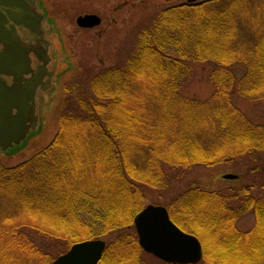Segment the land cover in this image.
<instances>
[{
	"label": "trees",
	"instance_id": "1",
	"mask_svg": "<svg viewBox=\"0 0 264 264\" xmlns=\"http://www.w3.org/2000/svg\"><path fill=\"white\" fill-rule=\"evenodd\" d=\"M241 1L166 5L133 27L113 64L83 68L64 84L53 140L14 165L0 161V189L12 192L17 207L16 219L1 223L0 239L17 256L15 264H51L73 243L112 231L118 235L99 264H148L134 226L145 207L144 186L166 188L186 168L264 150V123L232 102L235 91L264 98V50L257 49L263 35L247 34ZM252 12L263 15L264 4ZM200 61L214 65L216 90L206 100L183 93L192 63ZM185 192L193 193L195 208L222 198L200 188ZM246 196L250 202L238 208L251 206L254 199ZM224 202L218 206L229 210ZM252 205L261 219L264 201Z\"/></svg>",
	"mask_w": 264,
	"mask_h": 264
},
{
	"label": "rangeland",
	"instance_id": "2",
	"mask_svg": "<svg viewBox=\"0 0 264 264\" xmlns=\"http://www.w3.org/2000/svg\"><path fill=\"white\" fill-rule=\"evenodd\" d=\"M47 2L49 14L54 18L50 25L58 33L52 41L61 44L59 51L65 56L60 61L59 73L54 80L55 85L35 103L36 112L32 120L37 116L36 128L21 144L7 151L0 150V161L4 165H14L32 157L53 140L60 127L61 102L65 95L64 84L68 80L88 66L113 64L117 59L118 48L133 27L139 22L148 21L156 10L171 5L163 0H47ZM241 2L245 5L240 4L238 9L241 20L246 22L247 34L250 32L254 35H263L257 49L262 45L261 48L264 50V14L259 13L256 17L252 14L256 4H264V0ZM250 4L255 5L250 8ZM85 13L99 14L102 23L90 28L79 27L76 18ZM239 65L235 67L240 68ZM213 67V63L209 61L193 62L190 76L183 85V93L201 100L210 98L216 90L210 80ZM232 102L254 123H264V98L250 99L235 91L232 94ZM30 125L33 126L32 123ZM263 163L264 150L258 151L254 157H244V160L236 159L231 162H219L213 166L195 165L186 168L176 174L175 180L170 181L166 188L144 186L145 206L151 203L171 207L178 202V205L175 204L177 210H173L172 207L171 209L179 214L178 220L186 229L178 225L187 232L193 233L190 230L192 228L198 230V233L194 234L202 239L203 245L206 244L205 261L201 260L199 264H264V212L261 214L262 218L258 219L252 205L258 199L264 201ZM226 173H235L238 177L226 179L223 177ZM191 188H200L208 192L218 191L222 198L214 197L211 200L208 198L203 201L204 207L197 205L196 202L195 208L191 197L193 193L185 192ZM247 192L254 199L250 207H245L247 205L245 201L248 200ZM221 201L226 202L224 204L228 205L229 212L218 206ZM186 202H189L188 208L192 206L193 209L188 210ZM244 203L245 208H238ZM16 209L12 192L0 189V225L10 221L6 219L7 217L16 219L17 216L13 215ZM18 215L20 218L26 213L23 211ZM205 216L207 222L201 221L200 218ZM229 217L232 222H229ZM133 231L135 232L134 229ZM117 235V231H112L98 238L109 244ZM52 245L58 246V243ZM142 257L148 264H167L148 253ZM18 261L9 243L0 239V264H15Z\"/></svg>",
	"mask_w": 264,
	"mask_h": 264
},
{
	"label": "water",
	"instance_id": "3",
	"mask_svg": "<svg viewBox=\"0 0 264 264\" xmlns=\"http://www.w3.org/2000/svg\"><path fill=\"white\" fill-rule=\"evenodd\" d=\"M33 9L31 0H0V150L4 151L21 144L37 126V116L32 120L36 110L30 103L35 99L37 75L19 84H9L6 78L13 76L16 82L29 72L30 59L21 46L18 28L33 31L38 27L39 14ZM76 22L80 27L90 28L99 25L102 19L98 14L87 13L79 15ZM46 39L53 42L52 37ZM43 49L42 58L46 57ZM223 176L237 178L234 173ZM134 223L142 248L165 262L196 264L204 255L201 240L180 228L164 205L147 204L135 215ZM105 247L106 241L101 238L78 241L51 264H98Z\"/></svg>",
	"mask_w": 264,
	"mask_h": 264
},
{
	"label": "flooded vegetation",
	"instance_id": "4",
	"mask_svg": "<svg viewBox=\"0 0 264 264\" xmlns=\"http://www.w3.org/2000/svg\"><path fill=\"white\" fill-rule=\"evenodd\" d=\"M33 3V10L39 14V25L33 31L29 28L19 26L18 33L20 37V43L23 49L27 51V56L30 59L29 72L25 73L22 80L14 81V77H6L9 84L25 83L28 79L37 75V86L35 90V99L31 101L34 109L36 101L41 100L44 93L48 92L55 85L54 80L59 73V64L61 59H64V53L59 51V42L48 41L47 37H56L57 32L54 31L50 25L54 18L49 14L47 0H31ZM170 4H197L211 0H163ZM53 19V20H52ZM2 45H0V49ZM44 48V49H43ZM43 50L46 51V57L42 58ZM42 73H39L38 71ZM47 96V95H46ZM36 110V109H35ZM15 113V109L13 110Z\"/></svg>",
	"mask_w": 264,
	"mask_h": 264
}]
</instances>
